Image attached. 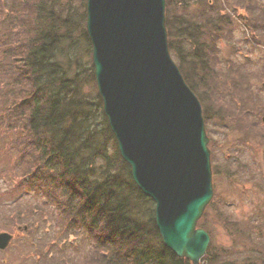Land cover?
<instances>
[{"label":"trees","instance_id":"16d2710c","mask_svg":"<svg viewBox=\"0 0 264 264\" xmlns=\"http://www.w3.org/2000/svg\"><path fill=\"white\" fill-rule=\"evenodd\" d=\"M166 1L170 53L200 98L211 138L215 195L198 224L212 239L201 264H264V177L252 175L240 156L252 135L264 150V103L255 61L244 49L264 39V4ZM86 2L0 0V177L6 184L0 200L12 199L11 192L17 200L18 194L38 199L17 205L18 221L25 212L57 214L62 231L30 229L24 241L49 264H193L163 243L154 200L134 182L119 151L97 90ZM212 128L234 135L223 158V138H214ZM235 144L241 151H233ZM237 178L245 181L247 214L230 212L238 202L218 187L217 179L232 188ZM211 207L216 218L207 222ZM28 224L37 228L33 219ZM215 224L223 225L229 244L214 241ZM78 237L89 244L84 253Z\"/></svg>","mask_w":264,"mask_h":264},{"label":"water","instance_id":"95a60500","mask_svg":"<svg viewBox=\"0 0 264 264\" xmlns=\"http://www.w3.org/2000/svg\"><path fill=\"white\" fill-rule=\"evenodd\" d=\"M166 4L87 0L86 26L104 111L134 181L155 202L163 243L200 264L211 235L198 221L215 193L210 138L170 53Z\"/></svg>","mask_w":264,"mask_h":264},{"label":"rangeland","instance_id":"374dc122","mask_svg":"<svg viewBox=\"0 0 264 264\" xmlns=\"http://www.w3.org/2000/svg\"><path fill=\"white\" fill-rule=\"evenodd\" d=\"M261 5L264 4V0H258ZM238 9H243L245 10L244 8L242 7H239ZM247 12V11H246ZM239 35H242L243 36V33L242 32H239ZM239 36L235 38V41L237 42L238 45H240L241 47L244 48V45H243V42L242 41H239L238 40ZM259 42L257 41L256 42V49L252 50L250 48V46L246 45V47L244 48L245 51H250L251 52V56H252V59L255 61L254 62V73L256 75L255 78V82L258 83V88L256 89V93L260 94L261 96V99L259 102H263L264 103V88L262 89V85L264 84L263 83V79H264V39L263 38H259L258 39ZM242 43V44H241ZM248 46V47H247ZM223 48H224V52H226L228 50V47L226 44L223 45ZM239 55V59L241 62L244 61L245 57L243 55H241V53H238ZM263 74V75H262ZM262 103V104H263ZM262 117H264V113H261L260 114V117H259V120H260V125L261 124H264L263 121H262ZM212 133H213V137L214 138H223L221 139V141L223 142L222 146L219 147V150H220V155H221V158H223L224 156V153L226 152V150L228 149L229 147V142H234L233 139H234V135L233 133L231 132H227L225 133L223 130H220V129H215V128H212ZM219 138V139H220ZM220 142V143H222ZM236 146V144H235ZM233 148V151L235 152V150H237L236 152H238V150L241 151V149H239L237 146L236 148L235 147H231ZM244 148V147H243ZM242 148V153L244 156H242V154L240 155L241 158H243L244 161H248L250 164V168H251V171H252V175L254 176H260L261 179L264 177V150L262 149L263 146L260 145V143L258 142V140L256 139V137L254 135H252V137L250 138L249 142H248V150L247 149H243ZM245 157V158H244ZM222 160V159H221ZM243 172V169L239 170V173L241 174ZM248 174H250V172H248ZM237 182H236V186H233L232 188H230L229 184L225 183H221L220 180L217 179L218 181V187H219V190L222 191L223 193L227 194L228 198L232 201V200H236L238 203V205H236L235 207H233L232 209H230V212L231 210L233 212H237L238 214H243V212L245 214L249 213L250 212V206H249V201L248 200H245L243 197H242V194H243V190H241L242 188V185H244V179L242 180H239L238 178L236 179ZM239 182V183H238ZM253 184V183H252ZM225 187H228L229 188V193H226L225 191ZM6 188V184L4 182V179L2 177H0V190H4ZM10 196H12L11 198L12 199H9L8 196L4 195L5 197L4 200L6 201L5 202V205H8V203H10L11 205H15L16 206L19 204L21 207H25L27 205L30 204V206H33V204H37V198H34L33 196L29 195V198L25 197L23 198L21 195L18 194V200L16 198V194L14 192H11L9 194ZM13 202V203H11ZM12 209V207L9 206L8 210L10 212V210ZM7 210V211H8ZM25 212V211H23ZM208 215V221H211V220H215L216 218V213H215V210L213 207H211L208 211H207ZM33 219V221L35 222L34 224H39V226L37 228H34L33 229H39V231L41 233H38V234H43L42 232H46L45 231V226L43 225L44 224V221H43V217H39L38 215L37 216H33V215H27V213L25 212V214L22 215V220L21 222L22 223H26L28 224L30 222V220ZM39 219V220H37ZM47 225L49 227V233H56V231L60 228L59 227V220H58V217L56 216V214H53V213H50V211H48V215H47ZM214 227V234H215V237H214V241L218 244V245H221V244H229L230 243V237L228 235V233L226 232V230L224 229L223 225L221 226L220 224H215L213 225ZM60 230V229H59ZM61 231V230H60ZM40 237V236H39ZM75 240L76 243H78L79 245V249L80 251H82L84 253V251H87V249L89 248V244L86 243L85 240H82L81 237H78V238H75L73 239ZM70 241H72V239L70 238ZM82 243V244H81ZM24 262L28 263V264H34L27 260L25 261H21L20 263L18 261H16L14 264H24Z\"/></svg>","mask_w":264,"mask_h":264},{"label":"flooded vegetation","instance_id":"af4514ba","mask_svg":"<svg viewBox=\"0 0 264 264\" xmlns=\"http://www.w3.org/2000/svg\"><path fill=\"white\" fill-rule=\"evenodd\" d=\"M14 220L12 218L6 220L4 222L2 214L0 213V233H10L11 237L7 240L8 236L3 235V238L6 241L4 246H0V264H14L16 261L19 263L23 260V242L22 240L26 237L29 232V228L21 227L20 221H18V217L14 216ZM26 233V234H25ZM25 234V235H24ZM43 264H49V261H42ZM24 264H28L27 262Z\"/></svg>","mask_w":264,"mask_h":264}]
</instances>
